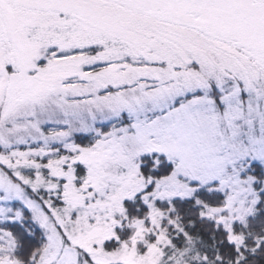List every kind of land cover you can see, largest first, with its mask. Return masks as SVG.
Instances as JSON below:
<instances>
[{"label": "snow or ice", "instance_id": "snow-or-ice-1", "mask_svg": "<svg viewBox=\"0 0 264 264\" xmlns=\"http://www.w3.org/2000/svg\"><path fill=\"white\" fill-rule=\"evenodd\" d=\"M0 264H264V0H0Z\"/></svg>", "mask_w": 264, "mask_h": 264}]
</instances>
